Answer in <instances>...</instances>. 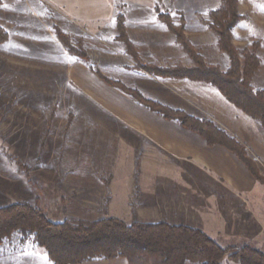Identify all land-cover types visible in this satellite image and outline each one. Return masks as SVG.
<instances>
[{"label":"rangeland","instance_id":"rangeland-1","mask_svg":"<svg viewBox=\"0 0 264 264\" xmlns=\"http://www.w3.org/2000/svg\"><path fill=\"white\" fill-rule=\"evenodd\" d=\"M222 6V0H154L153 7L158 18L159 13L169 14L176 26L185 23V37L196 54L207 65L227 72L230 58L212 28L213 13ZM238 12L241 19L232 30L233 44L242 62L244 50L259 57L252 86L264 90V0H238ZM120 14L140 60L127 50L118 20L116 26L76 23L62 18L44 0H2L0 26L8 31L9 39L0 44V208L27 202L44 209L54 222L79 224L124 214L120 219L132 223L131 216H138L142 189L137 175L154 171L157 164H143L139 141L130 143L126 138L129 126L182 125L152 111L122 88L218 128L219 114L225 109L223 98L258 121L210 82L158 77L139 66L138 61L157 69H190L197 64L160 18L169 33L161 35V42L152 43L138 29L133 28L130 35L126 15ZM79 51L89 60L81 59ZM239 142L264 176L246 144ZM208 187L214 193L201 195ZM220 187L211 179L206 188L200 184V194H191L190 189L187 226L205 231L222 246L251 242L264 249V203L253 209L227 203L223 210ZM122 190L130 198L135 194L136 202L128 208L111 204L112 195ZM145 258H138V264ZM0 264L54 263L32 234L16 231L0 242ZM222 264L240 263L225 259Z\"/></svg>","mask_w":264,"mask_h":264},{"label":"trees","instance_id":"trees-1","mask_svg":"<svg viewBox=\"0 0 264 264\" xmlns=\"http://www.w3.org/2000/svg\"><path fill=\"white\" fill-rule=\"evenodd\" d=\"M223 6L214 11L212 28L219 37L220 48L230 58L227 72L217 66L207 65L196 54L184 34V24L176 26L169 14L159 13V18L168 24L191 53L197 66L190 69H157L154 65L145 66L158 77H188L207 81L231 102L257 119L264 126V90L252 86V78L260 67V59L249 50L240 52L233 44V28L240 21L238 0H222ZM2 0H0V4ZM124 16H118L120 36L127 43V50L140 60L137 49L127 36ZM61 38H65L60 33ZM9 33L0 26V44L7 42ZM66 46L73 52L68 44ZM79 57L88 61L84 52ZM108 81V80H106ZM132 94L142 104L167 119L176 120L182 126L197 132L209 146L221 145L234 153L249 169L252 176L264 185V176L255 161L248 155L245 146L210 121H202L188 116L182 111L171 110L158 102L144 99L135 90L122 88ZM22 231L34 236L36 242L44 247L54 264H82L97 259L126 257L129 264H138L137 259L146 256L139 264H185L187 261L199 264H222L225 259L240 264H264V249L251 242L222 246L205 231L187 226L173 225L166 221L128 223L117 217L73 224L69 220L51 221L44 209L27 202H16L0 208V242L14 232Z\"/></svg>","mask_w":264,"mask_h":264},{"label":"crops","instance_id":"crops-1","mask_svg":"<svg viewBox=\"0 0 264 264\" xmlns=\"http://www.w3.org/2000/svg\"><path fill=\"white\" fill-rule=\"evenodd\" d=\"M44 1L62 18L82 24L116 26L119 13H124L129 34H134L133 28L138 29L137 31L142 32L152 43L161 42V35L169 33L167 26L163 25L154 10V0ZM222 101L225 109L219 114L218 126L246 144L264 173V128L260 122L244 115L224 98ZM129 127L130 134L126 138L130 143L139 141L140 149H144L143 164H157L154 171H141L137 175L142 189L140 199L137 200L138 216L136 219L131 216V221L156 223L170 219L180 221L171 223L173 225H190V189L191 194H200V184L206 188L211 179L221 186L218 194L223 210L226 209L227 203L241 204L242 207L250 209L257 208L261 202L264 203V186L252 176L247 166L225 147L209 146L201 135L176 123L133 124ZM176 162L180 165L175 164ZM149 185L156 187H148ZM166 185L169 186L165 187ZM208 188L204 189L201 195L209 196L214 193L211 187ZM131 196L133 198L123 190L116 192L112 195L111 204L119 203L128 208L130 203L136 202L135 194ZM115 217L124 218L125 215ZM82 264L129 262L119 257Z\"/></svg>","mask_w":264,"mask_h":264}]
</instances>
